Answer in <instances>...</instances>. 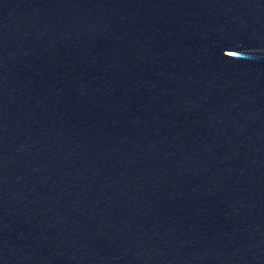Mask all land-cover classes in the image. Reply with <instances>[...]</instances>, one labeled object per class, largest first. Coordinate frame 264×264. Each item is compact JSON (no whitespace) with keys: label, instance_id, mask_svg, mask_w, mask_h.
I'll list each match as a JSON object with an SVG mask.
<instances>
[{"label":"water","instance_id":"1","mask_svg":"<svg viewBox=\"0 0 264 264\" xmlns=\"http://www.w3.org/2000/svg\"><path fill=\"white\" fill-rule=\"evenodd\" d=\"M0 264H264V0H0Z\"/></svg>","mask_w":264,"mask_h":264}]
</instances>
